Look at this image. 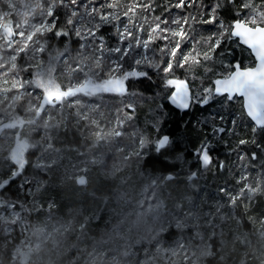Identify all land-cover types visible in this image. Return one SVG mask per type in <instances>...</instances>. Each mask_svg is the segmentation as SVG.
Segmentation results:
<instances>
[{
    "label": "trees",
    "instance_id": "1",
    "mask_svg": "<svg viewBox=\"0 0 264 264\" xmlns=\"http://www.w3.org/2000/svg\"><path fill=\"white\" fill-rule=\"evenodd\" d=\"M106 1L95 0V3L99 7ZM259 2L260 0H256V3ZM12 3L15 8L9 9L5 0H0V13L12 10L13 21H19L23 18L22 14L28 10L25 6L33 5L35 0H12ZM203 3L210 5L214 3V0H203ZM241 3L243 0H235L234 5L227 4L222 9V17L230 21L234 17L235 11L240 8ZM157 4L155 12H148L149 21L154 16L168 18V15L188 14V10L175 9L174 7L170 12H166L165 8L170 4L168 0H157ZM65 11L66 9L63 8L57 10L61 27L64 26L67 19ZM106 11H111V9H106ZM147 27L148 25H145L146 30L139 33L142 38L147 36ZM195 29L198 33L216 31V27L213 25L198 24ZM115 30L114 23L103 24L97 34L105 37L109 47L126 46L121 44ZM49 43L53 48L59 49H63L65 44H68L72 49V55L75 56L81 41L73 34L70 38L52 36ZM162 44L163 41H157L155 47L158 48ZM225 48H229L233 53V56L225 58L226 61L239 60L242 66L253 65L254 59L250 51L239 44L236 38L226 44ZM136 51L142 52L143 49ZM107 55L105 53V56ZM42 58L47 63V54ZM26 61L29 63V58L23 57L18 59V64L23 68ZM31 62L35 63V61ZM209 67L213 69L209 74H205L203 67L196 68L194 73H196V77L203 80L206 86L213 87V79L219 78L217 74L224 72L225 69L220 66L219 57L217 63L209 65ZM133 69L147 71L151 79L129 78L125 82L128 91L137 93L132 98H125V96L116 93H101L97 96L79 95L82 111L89 115V119L81 120L78 127L76 126L79 119L76 116L77 108L69 109L65 105L63 115L70 117L68 120L69 131L61 130L55 145L61 149L60 167L48 175H44L29 165L25 173L29 178L35 179V183L30 184L35 193V199L32 194H28L27 186L21 190L20 185L23 177L0 190L2 198L12 201L19 200L29 208L33 202L36 204L37 207L34 211L22 213L27 223L31 225L27 231V237L31 238L32 243L36 241L32 237L35 228H44L49 225L60 229V233L56 237L60 241L59 247L54 248L49 242L43 246L40 253L31 257L30 264H91L89 253L94 248L98 252L105 250L110 252L107 257H98L95 264H116V261L112 259L114 256L119 257L120 264H134L136 259H151V264H161L160 255L164 251L157 254V246L162 250L176 248L178 242L185 243L190 238L191 247L188 251L186 253L178 251V254L172 259L178 261L179 264H191V261L196 260L199 256V246L201 245V239L195 236V232L200 231L203 240L207 242L213 231L212 228L206 227L209 220L217 225L214 229L216 238L212 241L213 250L217 254L214 258L201 259L199 264H262L264 261V238L261 237V232L264 231V224L261 223L264 220V129L257 128V132L253 134L254 125L245 115L239 97L235 98L236 104L230 102L228 105H224L222 98L217 97L206 105L201 106L193 103L190 109L181 111L167 98V93L172 90L171 88L167 89L166 95H164L162 73L158 74L156 69H149L143 65L137 66L135 60L130 56L124 62V71ZM22 75L26 79L27 75L31 77V72L22 73ZM56 75L58 78L61 77L60 72H57ZM79 79L83 80V75ZM61 82L66 86L69 82L68 77L64 75ZM71 99L74 98H70V102ZM130 103L134 105V112H131L132 119L126 120L119 128L121 136L112 137L110 140L101 141L93 146L94 133L100 129L109 131L116 127L117 119L125 118L129 113L130 110H126L125 106ZM227 110L237 111L240 115V124L234 129V133L225 131L213 134L210 131L212 123L216 121L218 114ZM51 114L59 118L61 109L57 108ZM48 115V112L43 114L44 118H47ZM92 120L99 123V129L91 123ZM157 124L159 127L156 131ZM22 131L26 136L29 135L27 134V131H30L29 128ZM154 132L156 134L151 141L154 142L157 136L167 134L171 137L172 144L160 153L155 151L154 144H149L141 150L147 154L141 160L137 161L134 157H130L127 162H124L123 158L129 153L140 150L137 148L139 137L141 135L150 136ZM42 134L41 130L39 135L32 134L30 139L34 142ZM8 136L13 137V130H8L2 135L0 146L3 148L7 143V141H3ZM253 138L260 148L251 143L237 147L240 139L251 140ZM205 141L211 145L210 156L212 157V164L207 168L202 166L196 155V150ZM243 152H247L249 156L252 152H256L258 159L241 161L239 155ZM180 154H183L182 159H177ZM3 155L6 156L7 151ZM37 155L35 150H30L27 154L28 159L33 163ZM93 158L102 160L103 163L89 165L86 187L66 179L65 168L71 172L73 165L84 167L83 161ZM221 161L225 165L223 168L220 167ZM116 167H120L121 171L112 175L111 173ZM0 172L3 173V178H7L9 175L7 165H0ZM193 172L197 175L189 179ZM168 175H171L173 179L164 181L163 178ZM245 176L248 179L241 180ZM153 180L156 181V187L149 188V191L145 193V187L150 186ZM41 181H47V184L36 191L37 184ZM258 182L261 183L262 190L254 194L251 200L244 198L235 207L229 205V196L235 195L240 188L244 187L245 183L255 187ZM222 188L227 190V194L221 191ZM153 192L156 193L158 200L164 202L165 208L162 209V212H170L178 218H183L186 212H193L200 216V228L185 230L182 238L181 233L173 224V227L168 232L161 233L157 240H151V235L155 233H149L147 228L153 227L158 230L160 225L153 224L151 220L147 225L132 228L129 231L135 214L141 211L140 200L145 195L151 196ZM50 202L55 204L51 210L48 208ZM177 204L181 205L179 209L176 208ZM218 207L221 208V211L216 214ZM16 210L20 211V208L17 207ZM0 211L7 214L6 209H0ZM221 216L225 219H221ZM85 217H92V219L82 238L78 239L81 236L79 225L84 223ZM161 219L167 226L173 216L163 215ZM121 221L124 223L120 231L124 234L125 239H113L108 244H103L104 240H108L110 236L114 235L113 230L121 224ZM191 222L189 221V223ZM65 228L68 231H63ZM236 237H239L244 243H240ZM25 238L20 225L15 226L11 236H6L3 231H0V264H12V250ZM7 240H12L13 243L8 244L5 249L4 244ZM137 241L140 243H136ZM222 241L223 243H221ZM126 242L132 245L134 255L131 257L120 256V253L125 251ZM246 253L247 255H245ZM185 255L190 257L187 262L183 260ZM221 256H225L226 259L221 260Z\"/></svg>",
    "mask_w": 264,
    "mask_h": 264
},
{
    "label": "snow or ice",
    "instance_id": "2",
    "mask_svg": "<svg viewBox=\"0 0 264 264\" xmlns=\"http://www.w3.org/2000/svg\"><path fill=\"white\" fill-rule=\"evenodd\" d=\"M5 2L9 9L15 8L12 0H5ZM227 4L234 5L235 0H214V3L210 5H205L203 0H177L174 5L169 4L165 11L170 12L173 7L180 10L196 8V14L189 12L177 15L173 19L154 16L151 21L146 13L155 12L158 6L157 0H126L125 3H121V0H110L106 5L101 4L99 7L96 6L95 0H35L33 5L25 6L28 10L22 14L23 18L19 21L10 19V12L0 13V111L10 120V122L4 123L3 118H0V133L5 130L15 131L14 137L8 138L9 147L5 150L0 146V165H7L9 173L7 178H3V173L0 172V190L23 177L20 185L21 190L27 186L28 194H32L35 199V193L30 187L31 183H35V179L25 175L27 167L30 165L38 173L44 175H48L60 167L61 149L55 145L61 130L69 131L68 120L70 117L63 115L65 105L69 109L77 108L76 116L79 117L77 127L81 120L89 119V115L82 111L79 95L97 96L101 93H116L121 96L137 95L135 92L128 93L125 82L134 77L147 79H151V77L147 71L133 69L125 72L124 62L130 56L135 60L137 66L143 65L149 69H156L158 74H163L164 87L174 89L168 99L181 110L189 109L193 103L201 106L206 105L217 97L222 98L224 105H228L238 95L243 97V111L255 122L256 126L252 129L253 134L257 132V127L264 129V0H260L259 3H256V0H243L230 21L222 17V9ZM61 8L66 9L64 14L67 17L63 27L59 25L57 12ZM106 9H111V11H106ZM142 13L145 14L143 23L138 24L137 21ZM198 16L199 21L197 20ZM113 23L116 25L115 34L121 44L126 46L109 47L105 37L97 34L103 24ZM197 23L213 25L216 27V31L197 39L195 37ZM145 25H148L147 36L142 38L138 33L146 30ZM73 34L81 41L75 56L72 55V49L68 44H65L63 49H59L53 48L49 43L52 36L70 38ZM233 38H239L241 44L251 50L255 56L254 66H242L239 60L226 61L225 58L233 56V53L229 48H225V45ZM157 41H163L162 46L155 47ZM189 43L191 44L190 48L187 47ZM141 48L151 54L136 51ZM186 48L187 50H185ZM105 53L108 55L105 56ZM45 54L48 56L47 63L42 58ZM23 57H28L30 62L22 68L18 64V59ZM218 57L219 64L225 71L218 73L219 78L212 81L214 88H204L202 93L199 90H193L190 87L187 73L199 67L204 68L205 74L211 73L213 69L209 65L216 64ZM31 61H35V63ZM178 70L185 72L184 78L176 75ZM27 72H31L30 79H25L22 75ZM57 72L61 73V77H57ZM64 75L68 77L69 81L66 86L61 82ZM81 75L84 77L83 80L79 79ZM29 89L39 91L33 92ZM70 98L74 99H71L70 102ZM20 108H24L25 114L28 115L27 119L17 114ZM57 108L61 109L59 118L51 114ZM125 109L130 111L125 118L117 119L116 127L109 131L100 129L94 133L93 146L101 141L110 140L112 137L121 136L119 128L126 120L132 119L131 112H134V105L130 103L125 106ZM118 111L120 110L118 109ZM45 112L49 113L47 118L43 116ZM220 118L222 121L225 119L223 115ZM91 123L98 129L100 128L96 120H92ZM237 123V119L232 120L234 126ZM25 126L30 130L27 136L22 131ZM158 127L157 124V129ZM41 130L43 134L33 142L30 139L31 135H39ZM225 131L234 133V128H213V134ZM250 143L260 148L254 138L251 140L240 139L237 147ZM149 144H154L155 151L160 153L172 144V140L169 135H163L157 136L153 142L147 136L141 135L139 137L140 150L129 153L123 158L124 162H127L130 157H134L137 161L141 160L147 155L141 150ZM210 148V143L205 141L196 150L197 158L205 168L212 164ZM30 150H35L38 153L34 163L27 156ZM5 151H7L6 156L3 155ZM182 155L180 154L177 159H182ZM239 159L255 161L258 156L256 152H252L250 156L247 152H243L239 155ZM83 163L84 167L73 165L71 172L65 168L64 174L66 179L86 187L89 165L102 164L103 162L93 158L83 161ZM224 166V162L221 161L220 167ZM119 171L121 168L116 167L111 174L115 175ZM196 175L197 173L193 172L189 179ZM163 179L168 181L173 177L168 175ZM247 179L246 176L241 178V180ZM46 184L47 181L39 182L36 191L45 187ZM155 187L156 181L153 180L150 186L145 187L144 192L147 193L149 188ZM261 190L262 185L259 182L255 187L245 183L244 187L240 188L235 195L229 196V205L235 207L244 198L251 200L252 196ZM221 191L227 194L226 189L222 188ZM17 207L20 208V211L16 210ZM36 207L34 202L29 208L19 200L12 201L0 197V209L7 210V214L0 211V231H3L6 236H11L15 226L20 225L22 233L26 236L13 248L12 264H30L31 257L40 253L43 246L49 242L54 248H58L60 245V241L56 238L60 229L46 232L42 227L35 228L32 232V237L36 240L35 243H32L31 238L27 237V231L31 225L27 223L22 213L34 211ZM53 207L55 204L50 202L48 208L51 210ZM139 207L141 211L135 214L129 231L132 228L145 226L151 220L153 224L160 225L158 230L153 227L147 228L149 233H155L151 235V240H157L160 234L168 232L173 224L181 233L182 238L185 230L200 228V216L193 212L184 213L183 218H178L170 212H162V209L165 208L164 202L156 198L155 192L151 196L145 195L140 200ZM180 207V204L176 205L177 209ZM220 211L221 208L218 207L216 214H219ZM163 215L173 216L167 226L161 219ZM91 219L92 217H85L84 223L79 225L81 236L78 239H81L86 232ZM221 219H225V217L221 216ZM189 221L192 222L189 223ZM123 223L121 221V224L114 228V235L102 243L108 244L113 239L124 240L125 236L120 231ZM261 223L264 224V220ZM206 227L213 229L207 242L203 240L200 231L195 232V236L201 239V245L199 246V256L196 260L191 261V264H199L201 259L214 258L217 254L213 250L212 244L216 238L214 229L217 225L209 220ZM64 231H68V229L65 228ZM261 237L264 238V231L261 232ZM236 240L244 243L239 237H236ZM11 243H13L12 240H7L4 248L6 249ZM136 243H140V241ZM190 247L191 238L185 243L178 242L176 248L162 250L157 246V254L164 251L170 253L171 256H176L178 251L186 253ZM108 255H110L109 251L98 252L94 248L89 253V258L91 264H95L98 257H107ZM133 255L132 245L126 242L125 251L120 253V256L131 257ZM112 259L116 261V264H120L119 257L114 256ZM189 259V256H184L186 262ZM220 259L225 260L226 257L221 256ZM134 264H151V259H136Z\"/></svg>",
    "mask_w": 264,
    "mask_h": 264
},
{
    "label": "rangeland",
    "instance_id": "3",
    "mask_svg": "<svg viewBox=\"0 0 264 264\" xmlns=\"http://www.w3.org/2000/svg\"><path fill=\"white\" fill-rule=\"evenodd\" d=\"M169 1V3L170 4H175L176 2H177V0H168ZM108 2H110V0H107L106 2H104V4H107ZM126 2V1H125ZM121 3H124V0H121ZM186 10H188V13L190 12V13H192V14H196V12H197V9L196 8H188V9H186ZM6 12H10L11 14H12V10H7ZM144 13H142L141 15H140V18H139V20L137 21V23L139 24V23H143V17H144ZM146 15L148 16V13H146ZM176 17V15L175 14H173V16L172 15H168V18L167 19H173V18H175ZM10 19H12V16L10 15V17H9ZM206 18V17H205ZM13 20V19H12ZM197 20L199 21V16L197 17ZM124 22H127L126 20L124 21ZM198 24H200V23H197L195 26H197ZM212 32H214V31H212ZM211 32V33H212ZM210 32H205V33H198L197 31H196V29H195V37L197 38V39H199L201 36H208V35H210L211 34ZM139 34V33H138ZM188 48H190L191 47V44L189 43L188 44V46H187ZM185 50H187V48L185 49ZM142 53H145V54H149V53H147L146 52V50H144L143 49V51H142ZM137 58H139V57H137ZM27 63H28V61H26L25 63H24V66H26L27 65ZM195 71V70H194ZM194 71H192V72H189V73H187V76H188V80H189V83H190V85H191V87L193 88V90H199L201 93L203 92V89L204 88H208L209 86H206L204 83H203V80H201V79H199L198 77H196V73H194ZM176 74H178L179 76H180V78H184L185 77V72L183 71V70H178L177 71V73ZM193 76H195V79H193ZM31 77L30 76H28L27 75V77H26V79H30ZM200 80V81H199ZM213 80H215V79H213ZM200 82V83H199ZM10 86V85H9ZM162 89H163V93H164V95H166V92H167V89L163 86L162 87ZM30 91H33V92H38L39 90H37V89H29ZM173 90V89H172ZM171 90V91H172ZM171 91H169V93H167V98H168V96H170L171 95ZM128 93H130L129 91H128ZM133 97V95H130V94H127V95H125V98H132ZM241 99V98H240ZM242 102V101H241ZM231 104H236V101H235V99L231 102ZM193 105V104H192ZM191 105V106H192ZM25 107H26V104H25ZM180 109V108H179ZM190 109V108H189ZM181 110V109H180ZM184 110H188V109H184ZM184 110H181V111H184ZM2 111H0V113H1ZM18 115H20V116H22V117H24L25 119H27L28 118V115L27 114H25V112H24V108H20L19 110H18V113H17ZM221 115H223L224 117H225V119L222 121L221 120ZM0 118H3V122L4 123H8V122H10V120H9V118L3 113V114H0ZM248 118V117H247ZM233 119H237L238 120V123H237V125H239L240 124V115L237 113V111H235V110H227V111H225V112H223V113H220V114H218L217 115V118H216V121L215 122H213L212 123V125H211V127H210V131L211 132H213V128L214 127H224L225 129H232V128H234V129H236V127H237V125H233L232 124V120ZM249 119V118H248ZM250 120V119H249ZM254 125V124H253ZM255 126V125H254ZM26 128H28L27 126H25V128H24V130H26ZM258 128V127H257ZM6 131H8V130H5L3 133H0V140H1V138H2V135H4V133L6 132ZM156 131H157V128H156ZM227 132H229V131H227ZM27 134H29V131H27ZM155 134H156V132H154L152 135H148L147 137L150 139V140H152L153 139V137L155 136ZM14 135H15V131L13 130V137H14ZM9 136L8 137H6V140H4L3 142H6L7 141V143L9 144ZM156 139V138H155ZM6 143V145H5V149H7L8 147H9V145ZM137 148L139 149V141H138V145H137ZM44 229L46 230V232H52L54 229H57V227L56 226H45L44 227ZM64 231V230H63ZM36 242V241H35ZM34 242V243H35ZM173 258V256H171V254H168V253H165V252H163L161 255H160V262H161V264H179V262L178 261H176L175 259H172ZM183 260H184V257H183ZM194 260V259H193ZM192 260V261H193Z\"/></svg>",
    "mask_w": 264,
    "mask_h": 264
},
{
    "label": "water",
    "instance_id": "4",
    "mask_svg": "<svg viewBox=\"0 0 264 264\" xmlns=\"http://www.w3.org/2000/svg\"><path fill=\"white\" fill-rule=\"evenodd\" d=\"M237 39V41L239 42V44H241V42L239 41V38H236ZM241 45H243V44H241ZM244 47H246L247 48V46L246 45H243ZM248 49V48H247ZM249 51H250V53H251V55H252V57H253V59H254V61H255V56H254V54L251 52V50L250 49H248ZM235 62V61H234ZM251 66H254V64L253 65H251ZM213 88H214V85H213ZM174 90V89H173ZM236 97H239V98H241V101H242V104H243V97L242 96H236ZM171 102V101H170ZM174 105V104H173ZM174 106H176V105H174ZM244 113H245V115L247 116V113L244 111ZM248 117V116H247ZM249 119H250V121L255 125V122L251 119V117H248ZM256 126V125H255ZM259 128V127H258ZM163 135H167V134H163ZM163 135H161V136H163Z\"/></svg>",
    "mask_w": 264,
    "mask_h": 264
}]
</instances>
